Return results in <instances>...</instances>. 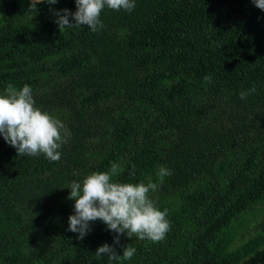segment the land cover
Instances as JSON below:
<instances>
[{
    "label": "trees",
    "instance_id": "16d2710c",
    "mask_svg": "<svg viewBox=\"0 0 264 264\" xmlns=\"http://www.w3.org/2000/svg\"><path fill=\"white\" fill-rule=\"evenodd\" d=\"M50 9L75 11L74 0H0V94L30 85L70 131L57 161L0 138V264H109L95 249L115 233L97 220L77 240L67 217L69 182L112 163L113 179L157 183L148 195L169 230L121 234L117 255L135 252L111 264H264V12L250 0H135L102 9L93 33L58 29Z\"/></svg>",
    "mask_w": 264,
    "mask_h": 264
},
{
    "label": "clouds",
    "instance_id": "9594fccd",
    "mask_svg": "<svg viewBox=\"0 0 264 264\" xmlns=\"http://www.w3.org/2000/svg\"><path fill=\"white\" fill-rule=\"evenodd\" d=\"M44 2L53 5L58 0ZM250 2L264 12V0ZM74 6L75 11L71 12L50 9L58 29L83 25L95 33L103 27L99 18L102 9L131 12L135 0H74ZM255 91V87H250L237 95L243 101ZM68 136L70 131L63 121L36 106L30 85L24 84L17 89L8 84L0 94V138L13 147L18 156L42 154L49 161H57L61 157L59 149ZM119 171V165L112 163L107 171H93L81 180L70 181L68 186V198L74 203L72 214L67 217V230L75 233L77 240H82L92 230L90 222L98 220L106 230L115 233L112 244L102 243L95 249V255L106 256L109 264L121 257L130 259L135 252L133 247L125 246L117 255L114 245L119 244L121 234L159 241L169 230L167 209L156 207L148 195L157 189V183L151 180L147 183L120 182L113 179ZM155 174L162 182L171 172L159 165Z\"/></svg>",
    "mask_w": 264,
    "mask_h": 264
}]
</instances>
